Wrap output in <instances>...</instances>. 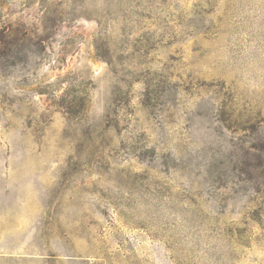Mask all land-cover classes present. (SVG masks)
Returning a JSON list of instances; mask_svg holds the SVG:
<instances>
[{
    "label": "rangeland",
    "instance_id": "obj_1",
    "mask_svg": "<svg viewBox=\"0 0 264 264\" xmlns=\"http://www.w3.org/2000/svg\"><path fill=\"white\" fill-rule=\"evenodd\" d=\"M0 264H264V0H0Z\"/></svg>",
    "mask_w": 264,
    "mask_h": 264
}]
</instances>
